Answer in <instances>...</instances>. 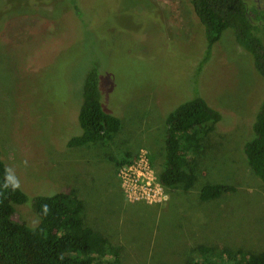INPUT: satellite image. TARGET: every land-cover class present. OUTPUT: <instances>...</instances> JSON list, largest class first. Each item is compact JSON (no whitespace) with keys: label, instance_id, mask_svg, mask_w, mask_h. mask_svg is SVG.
Returning <instances> with one entry per match:
<instances>
[{"label":"rangeland","instance_id":"374dc122","mask_svg":"<svg viewBox=\"0 0 264 264\" xmlns=\"http://www.w3.org/2000/svg\"><path fill=\"white\" fill-rule=\"evenodd\" d=\"M201 31L188 0H0V151L28 196L15 204L16 220L33 226V196L74 189L88 222L121 246V264H186L199 245L264 251V183L242 152L263 82L229 28L199 69ZM93 67L102 106L121 127L109 141L67 146L82 132V84ZM196 95L221 120L195 154L193 187H164L156 204L129 201L116 161L144 147L159 171L166 114ZM208 182L235 189L199 200Z\"/></svg>","mask_w":264,"mask_h":264},{"label":"trees","instance_id":"16d2710c","mask_svg":"<svg viewBox=\"0 0 264 264\" xmlns=\"http://www.w3.org/2000/svg\"><path fill=\"white\" fill-rule=\"evenodd\" d=\"M188 1L206 43L199 69L219 35L229 28L236 42L250 54L253 68L263 82L251 134L242 152L254 175L264 183V6H251L248 0ZM82 85L77 116L82 132L68 138L67 146L109 141L121 127L120 118L102 106L96 68L86 72ZM220 120L221 113L198 95L180 102L166 114L163 163L156 171L163 188L188 191L193 187L197 179L195 154L203 149L205 136ZM133 158L125 152L116 166ZM11 174L0 151V264H121V246L88 222L85 203L74 189L33 196L31 208L39 218L33 226L16 220L15 204L26 202L28 196ZM234 189L232 184L208 182L199 189L198 199L217 198ZM197 249L202 257L186 264H205V260L206 264H264V251L203 245Z\"/></svg>","mask_w":264,"mask_h":264},{"label":"built area","instance_id":"2783aa9c","mask_svg":"<svg viewBox=\"0 0 264 264\" xmlns=\"http://www.w3.org/2000/svg\"><path fill=\"white\" fill-rule=\"evenodd\" d=\"M117 175L123 194L129 201L156 204L166 200L167 194L157 179L144 147L132 160L118 167Z\"/></svg>","mask_w":264,"mask_h":264}]
</instances>
